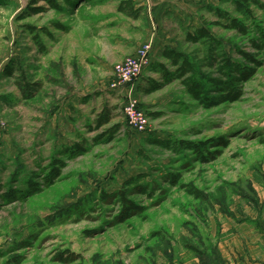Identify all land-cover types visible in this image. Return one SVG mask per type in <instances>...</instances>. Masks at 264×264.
<instances>
[{
    "label": "rangeland",
    "instance_id": "374dc122",
    "mask_svg": "<svg viewBox=\"0 0 264 264\" xmlns=\"http://www.w3.org/2000/svg\"><path fill=\"white\" fill-rule=\"evenodd\" d=\"M70 2L72 10L66 3L57 10L43 1L40 13L26 16L22 12L27 9H18V0H0V264H181L189 253L202 255L217 249L218 241L231 230L227 226H233L245 211L262 206L264 63L256 67L236 49L264 62V0L250 4V17L226 0H187L186 6L181 4L185 10L175 6L171 16L164 17L162 33L173 42V49L197 65L205 58V44L188 43L186 36L206 23L221 40L220 52L255 71L243 83L238 100L210 107L194 99L180 78L148 95L136 90V79L132 94L148 115L145 131L126 122L120 96L106 98L114 110L111 121L99 130L76 110L64 107L52 84H45L34 97H24V84L45 79L51 83L57 72L67 70L66 63L74 66L80 47L96 54L106 52V41L95 38L75 46L65 38L51 45L44 67V57L31 51L34 38L27 24L60 22L77 25L78 32L86 12L82 8L95 15L94 7H80L79 0ZM210 7L240 19L246 33L225 28ZM101 29L112 47L111 39L124 33L109 25ZM252 40L259 48L251 45ZM54 57L57 62H50ZM7 67L12 74L7 75ZM215 68L203 71L216 76ZM103 71L95 69L89 79L84 76L85 85L108 84L112 71ZM62 77L66 79L65 74ZM211 86L206 83V88ZM210 94L217 95L212 89ZM114 125L113 139L97 138ZM222 136L226 144L209 143L199 152L150 142L168 139L173 146L179 140L198 142ZM76 142L87 150L70 156L66 148ZM55 158L63 161L61 173L46 185L43 177ZM29 179L40 184L39 192L1 197L9 188H23ZM183 185L197 188L202 197L188 194ZM121 189L143 209L124 213L122 201L110 195Z\"/></svg>",
    "mask_w": 264,
    "mask_h": 264
},
{
    "label": "crops",
    "instance_id": "0c3cea01",
    "mask_svg": "<svg viewBox=\"0 0 264 264\" xmlns=\"http://www.w3.org/2000/svg\"><path fill=\"white\" fill-rule=\"evenodd\" d=\"M32 1L18 0V9L25 6L27 10L22 9L24 11L22 13H25L26 16L34 15L29 12L31 6H39L45 0H37L36 4H32ZM62 1L67 4L66 8L68 10H72L71 7L74 3H71V0ZM55 2L59 6L58 9H64L63 4L65 3H60L58 0H55ZM79 3L81 4L80 7H94L95 15L89 16L87 9L82 8L86 12L80 18L82 19L80 22L83 23L79 24L80 30L78 32L76 30L77 25L65 26L60 22H54L52 25L27 24L25 28L27 31H31L34 38V46L31 51L34 50L39 57H44L45 61L42 60V66L44 67L47 61L46 55L50 54L48 50L51 45L59 44L65 38L75 46L78 42L88 43L95 38L101 42L106 41L104 46L106 52L101 49L102 52L96 54L85 47L83 48V46L80 47L79 60L74 66L70 65L69 62L66 63L67 70L57 72L54 77L51 76L53 77L50 80L51 83L47 82L46 79L41 82L31 81V83H39L40 85L38 90L31 92V97H34L45 87V84H52L56 89L55 93L58 100L62 98V101H65L63 103L64 107L72 111L76 110L77 115L84 117L85 120L88 118L87 120L94 124L92 128L95 129L98 115L105 109L109 110L111 115L114 110L108 106L106 98L111 95L116 98L120 96V109L123 98L119 88H109V77L108 84L104 87H98L96 82L87 86L83 77L87 76L89 79L90 75L95 74V69L104 70L103 72L110 74L114 63L127 55H132L136 51L135 47L151 38L149 63L137 78L136 90L141 94L148 95L172 83L173 77L171 75L165 77L161 67L162 64L165 65L169 72H173L175 69L164 56L166 49H173V42L168 39L166 34L162 33L160 23L164 20V17L171 16L175 6L179 7L181 12L185 10L186 8L183 9L181 4L186 6L187 0H79ZM121 7L124 10H121ZM38 13L40 11L35 14ZM106 25H109L110 29L118 28L124 31L123 34L111 39L116 48L109 46V39L104 36L106 32L101 27ZM41 36L44 39L40 38ZM49 61L57 62L55 57L50 58ZM64 74L66 79L62 77ZM70 81H77L78 85L71 86L68 83ZM156 85L160 88L155 89ZM60 93L62 94L58 96ZM64 93L67 95L65 96ZM66 101L68 102L66 103ZM139 104L141 106V102ZM86 110L89 111L86 112ZM259 200L261 207L258 209L253 208L249 213L245 211L243 216L237 222H234L233 226H227V229L231 230L218 241L217 249L204 251L202 255L189 253L181 264H264V191L261 192ZM238 214L239 212H236L235 215Z\"/></svg>",
    "mask_w": 264,
    "mask_h": 264
},
{
    "label": "trees",
    "instance_id": "16d2710c",
    "mask_svg": "<svg viewBox=\"0 0 264 264\" xmlns=\"http://www.w3.org/2000/svg\"><path fill=\"white\" fill-rule=\"evenodd\" d=\"M37 0H33L32 4H36ZM48 5L52 8L58 9L59 6L55 2V0H45ZM224 1V0H222ZM230 1L234 4L236 10L243 13L246 17H250L252 14V10L250 8L251 3H256V0H226ZM43 8L40 6H31L30 14H35L36 12L41 11ZM211 10L215 13L218 18H222L223 21L221 23L227 29H235L240 33H246V26L242 23V21L236 17H231L227 12L221 8H213L210 7ZM121 10H124L121 7ZM218 23V24H219ZM186 41L188 43H203L205 44L206 54L203 61L198 63V65L192 60L189 59L182 51L178 49H166L164 51V56L169 60V63L175 67L173 72H169L167 67L162 64L161 71L164 72L165 77L171 75L173 78H180L190 95L196 99L199 103H201L204 107H210L221 102H235L242 95V85L244 82L248 81L255 71V67H247L237 61H232L230 56H228L225 52H220L219 47L221 44V40L217 39L216 36L211 32L210 28L206 23L202 26L194 28L193 31L187 33ZM256 41H251V45L253 47L259 48ZM236 52L244 58L246 61H250L256 65V67L262 65L264 62L255 58V55L252 53H248L244 51L242 48H237ZM264 61V58H263ZM200 66V70H199ZM206 67H216V76H213L209 71H203V68ZM6 68V67H5ZM8 68V67H7ZM7 75L12 74V71L6 69L5 71ZM209 82L212 86L214 92L217 93L216 96L210 94V89L206 88V83ZM24 83V82H23ZM26 83V82H25ZM39 83H26L21 89L24 97L31 98V92H35L39 89ZM155 89L160 88V86L156 85ZM209 90V91H208ZM111 115L109 110H104L95 122L96 128L101 129L107 123L110 122ZM117 131V126H112L105 129L101 134L98 135L97 138H103V140L109 141L113 139L115 132ZM96 138V139H97ZM226 139L224 136L219 138H209L206 141H188V140H179L172 146V143L168 139H151L150 142L165 146L167 148H174L175 150H181L182 148H186L189 150H194L199 152V149L205 148L209 143H218L219 145L226 144ZM175 142V141H174ZM173 142V143H174ZM87 150L85 146L81 143H75L71 147L66 148L67 154L70 156H75L76 154H82ZM218 151H216L217 153ZM202 156V155H201ZM204 161L207 158H202ZM63 165L62 160L54 159L50 164V171L43 177V181L46 185L52 184L54 179H56L60 175V167ZM26 186L23 188H9L1 195L3 199H11L16 195L19 196H30L34 193L40 191V184L36 181H32L29 179L26 183ZM185 190L188 194L195 196L197 198H201L202 194H200L199 190L192 186H186ZM108 195V194H107ZM106 194H102L103 198H107ZM110 195H114L118 197L120 201H122L123 212L130 213L133 211H141L143 208L137 206L133 201L128 199L126 196V191L124 189L117 190L112 192ZM64 260V259H63Z\"/></svg>",
    "mask_w": 264,
    "mask_h": 264
},
{
    "label": "built area",
    "instance_id": "2783aa9c",
    "mask_svg": "<svg viewBox=\"0 0 264 264\" xmlns=\"http://www.w3.org/2000/svg\"><path fill=\"white\" fill-rule=\"evenodd\" d=\"M152 39L139 46L132 55H127L113 64L109 88L120 89L122 94V114L126 122L138 131L148 128V115L140 108L138 99L132 94L133 84L150 59Z\"/></svg>",
    "mask_w": 264,
    "mask_h": 264
}]
</instances>
